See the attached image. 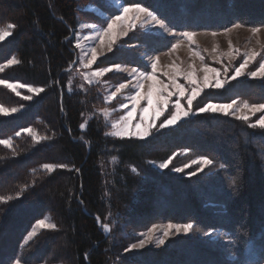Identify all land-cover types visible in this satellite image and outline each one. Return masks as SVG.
<instances>
[{
	"label": "trees",
	"instance_id": "trees-1",
	"mask_svg": "<svg viewBox=\"0 0 264 264\" xmlns=\"http://www.w3.org/2000/svg\"><path fill=\"white\" fill-rule=\"evenodd\" d=\"M121 2L146 7L177 33L264 24V0ZM87 5L111 14L104 0H0V29L16 26L0 43V67L19 61L2 69L0 79L44 89L21 91L22 97H32L24 100L0 87V106L18 109L0 116V139L12 142L0 145V201H5L0 203V264L18 258L27 264H264V129L200 114L145 140L105 135L109 127L95 113L105 108L102 93L96 87L67 91L76 63L77 23L81 16L95 21L81 12ZM150 36L130 34L94 68L124 65L149 72L140 57L167 51L176 42ZM233 100L264 103V79L210 89L195 106ZM25 129L39 143L23 134ZM181 152L188 155L176 164L188 158H209L213 164L195 175L153 168ZM45 164L66 167L48 172ZM46 216L55 228L23 246L33 224ZM165 223L194 228L161 248L126 250L136 232Z\"/></svg>",
	"mask_w": 264,
	"mask_h": 264
},
{
	"label": "rangeland",
	"instance_id": "rangeland-1",
	"mask_svg": "<svg viewBox=\"0 0 264 264\" xmlns=\"http://www.w3.org/2000/svg\"><path fill=\"white\" fill-rule=\"evenodd\" d=\"M104 2L106 3L107 6H109V8H111L110 15H107L101 9L93 5H87L84 8H81L82 13H85V15H87L88 17L94 18L95 21L94 22H92L91 20L89 21L87 17L81 16L82 18L77 23L76 32L73 35V45L76 50V63L73 66L72 70L70 69L71 76L69 77L67 91L70 93L72 92V90H78L84 93L89 88L96 87L100 91V93H102L105 108L103 110H96L95 113L98 116H100V118L108 125L109 132L114 131L111 128L112 121L119 120L121 115L126 116L129 111H132V117L128 122L127 128L121 126L120 129H118L127 132L128 135H125L123 138L114 137L110 135L111 137L119 138V139L145 140L148 137H150L152 133H158L161 131H166L169 129L176 128L181 122L200 114L221 115L235 120H239L236 118L239 115H247L249 117L248 121L239 120L245 122L246 124L255 123L261 116H264V112H257L255 115H253L251 112L247 111L246 109H243L241 111H236V109L244 103L242 101H236V100H235L237 102L236 105L233 106V109L229 110L228 115H224L219 111H208V112L200 113L198 111L199 108L196 109L195 106L197 101L203 96V94L210 89L219 90L224 88L230 83L241 81L244 79L247 80L264 79V77H260V76H257L255 78L249 76V73L251 71H255L259 67L260 62H264L262 61V57H264V24L261 25L257 24L253 26L242 25L239 28L230 26L222 31L216 32L217 34L215 36L212 35L211 31H199V32H195L196 35L192 38L191 42H189V40L186 39L185 37L179 35H175V36L169 35L167 32L163 30H159L158 26L155 25L153 22L150 26V34L157 37L174 39L176 41L175 44L177 45L175 49L171 47L169 50L155 55H149V54L142 55L140 57L142 62V67L144 69H148L149 72H144L136 68L137 72L131 73V69L135 67L116 65V66H120L119 69H117L116 66H110L112 68V71L105 73L103 76L95 77L92 76V73L98 70L94 68L97 60L109 53L108 52L109 37H105L104 45L100 46L99 41L93 38L95 35L94 30L90 28H84L83 25L84 24H94L98 26L102 25L103 28H106L107 21L114 18L116 15H120L123 11L122 6H124L121 0H104ZM127 7H135V6H127ZM137 15L138 14L135 12H129L125 17V19H123L122 21H118L114 25L112 30V36L115 38L116 43L112 45V48L117 47L122 42L128 40L129 35L132 33L141 32L144 34L146 31L149 30L147 18L144 17L143 14H139V19H135ZM131 24H134L135 27L130 28L126 36L123 35L122 33L124 28L128 27ZM142 24L144 25L143 28L141 27ZM253 27L259 28L260 31L256 34H253L251 31ZM8 36L0 40V43L4 41ZM77 44H79L80 47H77L76 46ZM91 47H96L97 59L89 67L85 68L83 64H87L88 60L91 59V55H92L90 51ZM247 52H256L259 55H257L255 60L250 61L248 66L244 69L243 75L236 77V79H232L235 68L239 67L240 63L243 62L244 54ZM157 57H158L157 67L154 73L156 79L151 81L147 79H143L140 73L143 72L145 74H153L151 68V62L154 58ZM201 57L203 59H201ZM81 59L83 60V64L81 63ZM9 66L11 65H9L8 63L5 64L3 67H0V71L2 69L8 68ZM205 67L215 68L216 73H218L219 75L212 72L205 73L203 71ZM226 68L228 69L227 73H225ZM189 73L193 74V79L197 81V83L200 85L201 88L200 94L197 95L192 102V110L189 112L188 116H182L181 119L178 120L175 124L169 125L165 128H160L159 127L160 123L163 122V120L170 115L169 110L171 111L175 110L174 104L176 102L177 96L173 95L168 99V104L167 107L165 108L164 114L157 117L155 113V108L159 100L161 99V96L157 92V89L161 88L163 84H167L169 85L168 90L175 92V89L171 87L172 80L173 78H175L176 82L183 85L186 89L185 95L183 97H180L182 110H186L188 107L187 96L191 93V89L197 86L196 84H191L188 80L184 79V77L187 76ZM85 75L88 76L91 83H89V80L85 79ZM205 76L208 77V81H209L208 87L204 86ZM106 77H111L116 80L118 79V82L117 83L108 82ZM217 79L223 83V87L221 88L213 87ZM137 80H140L143 83V88L141 89L142 96L146 97L150 91L152 92L153 104L151 107H149L148 112H143V108L148 107L146 99H141L140 102L136 105L135 110H133L132 102L129 99L130 95L134 94L135 91L132 88V84H135ZM7 83H11V82H7ZM120 83H126L129 86L128 88L122 89L119 93H117L116 97H114L112 100L110 101L106 100V97H108L112 92H114L116 87H118ZM11 84H18V83H11ZM0 87H4L9 91H11L12 93H14L15 95L21 97L22 95L20 94V92L27 91L28 88L27 86H25V87L11 89L5 87L3 84H0ZM29 93L35 94L33 92H29ZM163 95L166 96L167 91H165ZM229 103H232V101ZM229 103H211V104L221 105V104H229ZM123 104H127V107L122 108L121 105ZM105 109H107L111 113L108 120H105V117L103 115V111ZM13 114H15V112H9L8 114H0V116H9ZM141 114L143 115V121H141ZM91 117L92 115L85 117L83 123L85 127H86V123L88 122L89 119H91ZM153 119H155V125L151 127L150 135L144 137L143 139L138 138L135 135H132V133L143 132L146 128L149 127V125L152 124ZM138 124L140 125L139 128L136 127V125ZM23 134L31 135L33 137L35 136L32 132L31 134H29L28 132L23 131ZM187 155H188L187 152L177 153L172 157V160L168 164L167 168L160 169L159 168L160 163L153 164V168L158 172H163L169 170L170 168L173 169L174 168L172 166L173 163L177 165L176 167H183L184 164L187 163L190 165V167L184 168L183 172L178 173L173 171L172 169L171 171L177 174L192 173V172H196L197 174L199 172L206 170L211 166V165L204 166V168L201 170L200 165L191 164V160H192L191 158L184 159L181 162H178L179 164L173 162L175 159L178 160L181 157L182 158L186 157ZM193 159H199V158H193ZM43 220H45L46 223L53 224L50 216L44 217ZM38 221H36L33 224L31 230L29 231L30 233L35 228L36 235L29 240L28 239L29 233H28L22 242L23 246H26L29 243H31L32 240L41 232L54 229V228H46V227L45 228L36 227ZM168 224L170 223L154 224L151 227H149L146 231L138 232V233L134 232L135 234L134 235L132 234L133 235L132 242L131 244H129L128 249L133 243H138L140 240H145V246L143 248H135V249H131L130 251L129 250L127 251L136 252L147 248L157 249L163 247L166 243H168L172 239L188 236V234H184L183 232L176 233L175 230L173 229L170 231L169 236L164 238L165 240L164 244L158 246L156 240L157 238H163V230ZM153 228L155 229V231L152 233V239L147 240L146 237L149 234V230ZM26 240L27 243H25ZM14 264H16V262ZM41 264H49V263H41ZM50 264H54V263H50Z\"/></svg>",
	"mask_w": 264,
	"mask_h": 264
},
{
	"label": "snow or ice",
	"instance_id": "snow-or-ice-1",
	"mask_svg": "<svg viewBox=\"0 0 264 264\" xmlns=\"http://www.w3.org/2000/svg\"><path fill=\"white\" fill-rule=\"evenodd\" d=\"M123 7V11L120 15H116L114 18L110 19L109 21H107V27L103 28L102 25L98 26V25H94V24H84L83 27L84 28H90L94 30V39H97L99 41V45L103 46L105 43V37H109V44H108V52H112L113 48L112 45H114L116 43L115 38L112 36V30L114 25L118 22V21H122L123 19H125V17L127 16V14L129 12H135L137 13V17L135 19H139V14H143L144 17L147 18V23L149 25V30L146 31L144 33L145 38L146 39H150V26L151 24L154 22L155 25L158 26L159 30H163L165 32H167L169 35H179L182 37H185L186 39L189 40V42H191L192 38L196 35L195 32L192 31H182L179 33H174L171 30V27L169 25L166 24V22L163 20V18H158L157 15L154 14L153 11H149L146 7H141L139 5L135 6V7H127V6H122ZM236 28L241 27L242 25L237 23L233 25ZM16 26L14 24L9 23L7 25V27L5 29H0V40L4 39L6 36L11 35V29H14ZM135 27L134 24L129 25L128 27L124 28L123 30V35H127L128 31L130 28ZM141 27L143 28L144 25L142 24ZM253 34H256L260 31L259 28L253 27L251 29ZM217 33L215 31L212 32V35L215 36ZM77 47H80L79 44L76 45ZM176 44L172 45V48L175 49L176 48ZM91 51V59L88 60L87 64H83V60L81 59V63L83 64V66L85 68L89 67L92 63H94L97 59V49L96 47H91L90 48ZM257 55H259L256 52H247L244 54L243 57V62L240 63L239 67L235 68L234 70V75L232 76V79H236V77L241 76L244 74V69L248 66V64L250 63V61H253L256 59ZM201 59H203L201 57ZM157 58H154L151 62V68H152V73L153 74H145V73H140L141 77L143 79H147V80H155L156 77L154 75L155 71H156V67H157ZM262 61H264V57H262ZM9 65L12 64H17L19 63V61H17L16 59H11L7 62ZM117 69H119L120 66H116ZM112 71L111 67H103V68H98L97 71L92 73V76L95 77H100L103 76L105 73ZM203 71L205 73L208 72H212V73H216V69L215 68H208L205 67L203 69ZM228 69H225V73H227ZM137 69L136 68H132L131 69V73H136ZM217 75H219L218 73H216ZM249 76L252 78H255L257 76L260 77H264V62H260L259 63V67L255 70V71H251L249 73ZM85 79L89 80L88 76L85 75ZM184 79L188 80L191 84H196L197 86L195 88L191 89V93L187 96V109L186 110H182V104H181V100L180 97H183L185 95V87L179 83L176 82L175 78H173L172 83H171V87L175 89V92L173 91H169V85L167 84H163L161 88L157 89V92L160 94L161 99L159 100L156 108H155V113L156 116H161L164 114L165 108L167 107L168 104V99L170 97H172L173 95L177 96L176 102L174 104V111H170V115L168 117H166L163 122L160 123L159 127L160 128H165L169 125H173L175 124L178 120L181 119L182 116H188L189 112L192 110V102L195 99V97L197 95L200 94L201 88L200 85L197 83V81L195 79H193V74L189 73L187 76L184 77ZM89 83H91V81L89 80ZM131 83V82H129ZM0 84H3L5 87L11 88V89H15V88H19V87H25L22 84H11V83H7L6 81H4L3 79H0ZM128 84L126 83H120L118 85V87H116L115 91L112 92L108 97H106V100H112L114 97H116V94L119 93L122 89H126L128 88ZM204 86L208 87L209 86V81H208V77L205 76L204 79ZM213 87L215 88H221L223 87V83L220 80H216L215 84L213 85ZM132 88L135 90L134 94H131L129 99L132 102V106H133V110H135L136 105L140 102L141 99H146L147 100V105L148 107H144L143 108V112H148L149 107L152 106L153 104V98H152V92L150 91L147 96H142L141 93V89L143 88V83L140 80H137L135 84H132ZM28 92H33V93H40L43 92L44 89L43 88H32V87H28L27 88ZM167 91V95L164 96L163 93ZM22 99L24 100H30L32 99L31 96H23ZM236 101L233 100L232 103L229 104H221V105H215V104H211L208 103L206 104L204 107H200L198 109V111L200 113H204V112H208V111H219L221 113H223L224 115H228L229 114V110L233 109V106L236 105ZM122 108H126L127 104H123L121 105ZM243 109H246L247 111L251 112L253 115H255L257 112H264V103H259V104H250L248 102H244L240 107H238L236 109V111H241ZM18 111L17 108L13 107L11 109L5 108V107H0V114H8L9 112H16ZM103 115L105 117V120H108V118L110 117L111 113L105 109L103 111ZM132 117V111H129L127 113V115H121L119 120L116 121H112L111 122V128L114 131L111 132H107L105 133V135H111L114 137H120L123 138L125 135H128L127 132L123 131V130H118L120 129L121 126H123L124 128H127L128 122L130 121ZM239 120H244V121H248L249 117L247 115H239L236 117ZM141 121H143V115L141 114ZM155 125V119H153L152 124L149 125L148 128H146L143 132H137V133H132V135L137 136L138 138L143 139L144 137L150 135V129L152 126ZM249 128H257L259 127L260 129H264V116H261L255 123H249L247 125ZM137 128L140 127V125H136ZM85 128V125L82 124L81 125V129L83 130ZM25 132H28L29 134H31V129H25ZM17 135H20V133H17ZM34 141L39 143V139L36 138L35 136L33 137ZM11 140L9 139H0V145H4L5 147H10L11 146ZM175 155V154H174ZM172 157H169L168 161H165L163 163L159 164V168L160 169H165L168 167V164L171 162ZM191 164H198L200 165V169L202 170L204 168V166H208V165H212L213 161L209 158H199V159H192L191 160ZM44 169H46L48 172H52L54 167H66V165H49V164H45L43 165ZM190 167L189 164L185 163L183 167H174L172 170L175 172H183L184 168ZM133 171H135V169H133ZM196 172H192L189 175H195ZM233 188H235V181L233 182ZM8 199H12V197H8ZM5 201H0V203H3ZM36 227L39 228H55L54 224H50V223H46L45 220L41 219L37 222ZM194 228V224L193 223H184V224H168L164 230H163V238H157L156 243L157 245H161L164 244L165 240L164 238L168 237L170 234L171 230H175L176 233H180L183 232L184 234H189ZM104 231L108 232L109 228L107 225L104 226ZM155 231V229H150L149 230V234L146 237L147 240H151L152 239V233ZM205 235H210L209 232H205ZM36 235V231L35 228L33 229L32 232H30L28 234V239L30 240L33 236ZM25 243H27V240L25 241ZM145 246V240H140L138 243H133L129 249L126 250H131V249H135V248H143ZM87 258V257H86ZM16 264H27L26 261L23 260V258H18L16 260Z\"/></svg>",
	"mask_w": 264,
	"mask_h": 264
}]
</instances>
